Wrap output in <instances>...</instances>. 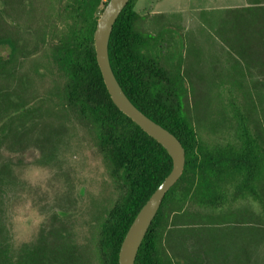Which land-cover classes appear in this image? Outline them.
I'll use <instances>...</instances> for the list:
<instances>
[{
    "label": "trees",
    "instance_id": "trees-1",
    "mask_svg": "<svg viewBox=\"0 0 264 264\" xmlns=\"http://www.w3.org/2000/svg\"><path fill=\"white\" fill-rule=\"evenodd\" d=\"M107 1L73 0L59 12L65 30L56 35L54 52L63 79V86L56 93L60 101L56 107L68 108L77 121L90 129L97 152L119 191L99 224L95 246L99 264H118L119 249L129 226L170 173L172 161L155 140L115 107L106 91L93 34ZM137 2L130 0L113 25L108 41L110 67L130 102L181 143L185 163L148 228L134 264H172L162 257L161 240L168 220L180 213L216 214L237 202L250 201L259 208V213L251 218L264 221V137L252 122L248 95L243 93L241 108L231 90L228 102L233 138L207 142L198 137L181 105L184 89L172 87L170 74L160 67L156 55L146 53L147 40H157L135 30L140 20L135 10ZM244 2L243 7L209 13L219 15L216 33L228 46L225 62L230 71L248 80L255 77L256 71L260 75L255 77L257 82L263 83L264 0ZM226 34L231 39L224 37ZM1 46L11 48L9 58L0 55V77L4 78L7 72L3 70L16 44L11 38L0 36ZM234 84L239 86L238 81ZM19 93L0 90V142L9 139L13 151L24 149L26 144L37 147L41 157L34 165L47 170L54 166L58 170L56 179L62 176L63 168L53 147L59 136L54 132L62 131V124L55 126L47 121L50 111L46 110L47 116L40 114L44 102L32 106ZM25 167L9 162L0 172L17 181ZM71 185L64 182V190L46 203L43 225L32 244L14 248L0 224V264H90L66 224L76 202Z\"/></svg>",
    "mask_w": 264,
    "mask_h": 264
},
{
    "label": "rangeland",
    "instance_id": "rangeland-1",
    "mask_svg": "<svg viewBox=\"0 0 264 264\" xmlns=\"http://www.w3.org/2000/svg\"><path fill=\"white\" fill-rule=\"evenodd\" d=\"M141 1L136 4L140 20L135 30L157 40H147L146 53L156 55L160 67L170 74L172 87L184 89L181 105L198 137L207 142L233 138L230 90L235 92L233 97L241 108L243 93L248 95L252 122L264 137V82H257L255 77L260 75L256 71L251 80L230 71L225 62L228 46L216 33L219 15L208 12L194 16L190 12L183 16L170 12L180 3L202 4L203 0ZM72 2L0 0V36L16 44L3 70L7 73L0 77V90L9 94L19 90V97L32 106L44 102L40 114L50 111L47 121L63 127L54 132L59 136L53 147L63 168L62 176L56 179L58 170L54 166L47 170L34 165L41 157L37 147L26 144L24 149L13 151L9 139L0 142V170L9 162L26 165L17 181L0 172V224L14 248L32 244L43 225L46 203L64 190V182L70 183L76 202L66 224L85 259L99 264L97 230L119 191L97 152L90 129L77 121L68 108L56 107L60 103L56 93L63 79L54 52L56 35L65 30L59 12ZM241 4L245 6L244 0ZM229 35L224 37L231 39ZM10 54V47H0L1 56ZM236 81L239 86L234 84ZM258 213L257 204L250 201L237 202L216 214L180 213L166 224L162 257L172 264H264V221L251 218Z\"/></svg>",
    "mask_w": 264,
    "mask_h": 264
},
{
    "label": "water",
    "instance_id": "water-1",
    "mask_svg": "<svg viewBox=\"0 0 264 264\" xmlns=\"http://www.w3.org/2000/svg\"><path fill=\"white\" fill-rule=\"evenodd\" d=\"M129 1L108 0L103 7L93 34L97 65L112 103L167 152L172 161V169L149 196L129 226L119 249L118 264H134L148 228L156 216L166 193L180 178L185 163V152L181 143L174 135L149 119L130 102L111 70L108 58V41L116 19Z\"/></svg>",
    "mask_w": 264,
    "mask_h": 264
},
{
    "label": "crops",
    "instance_id": "crops-1",
    "mask_svg": "<svg viewBox=\"0 0 264 264\" xmlns=\"http://www.w3.org/2000/svg\"><path fill=\"white\" fill-rule=\"evenodd\" d=\"M144 2H149V0H143ZM239 2H236V0H203L202 4H199L197 2L191 3L190 1L187 2L186 5L184 4H178L177 7L170 11V12H176L179 14H182L183 16L190 15L191 13H194L192 15H199L200 12H214V10L218 9H226V8H234V7H242L241 0H237ZM142 2L139 0L138 4ZM135 10L137 11V6H135ZM185 12V13H184ZM191 12V13H190ZM153 15L157 14H165V13H150Z\"/></svg>",
    "mask_w": 264,
    "mask_h": 264
}]
</instances>
